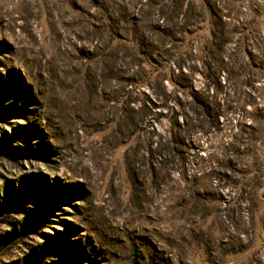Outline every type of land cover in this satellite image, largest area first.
I'll return each instance as SVG.
<instances>
[{
    "label": "rangeland",
    "instance_id": "1",
    "mask_svg": "<svg viewBox=\"0 0 264 264\" xmlns=\"http://www.w3.org/2000/svg\"><path fill=\"white\" fill-rule=\"evenodd\" d=\"M7 73L34 101L0 116V190L28 177L0 234L73 193L0 264H264V0H0Z\"/></svg>",
    "mask_w": 264,
    "mask_h": 264
},
{
    "label": "trees",
    "instance_id": "2",
    "mask_svg": "<svg viewBox=\"0 0 264 264\" xmlns=\"http://www.w3.org/2000/svg\"><path fill=\"white\" fill-rule=\"evenodd\" d=\"M185 9L187 8V4H185ZM184 9V10H185ZM207 19H210L211 16H209L210 12H207ZM213 16V14H210ZM185 31V30H183ZM186 32V31H185ZM212 37L213 34L210 33ZM208 54H211L212 51L209 48L207 51ZM19 82L18 78L16 75H13L11 73H7L6 76L0 78V116L3 115L4 113H17L19 112L22 107L20 105L25 106L32 101H34L33 95L30 93H25L24 91L18 90V85L17 83ZM194 93V100L196 104H199L202 106V103L200 102V99H198L197 95ZM25 95V96H24ZM191 96V95H190ZM202 110L204 111V108L202 106ZM31 111V110H30ZM26 121V124H21L15 126H11L12 132H15L17 128H22L21 130L31 132L33 135H39L40 137H44L42 134V131L35 127L33 123L29 122L27 116L24 118ZM1 137H0V147L7 141V133L5 131L1 132ZM36 146L33 147L32 145L34 144H27L25 147L19 146V147H11L16 150H21V151H46L41 148V145L45 144V141L40 140L37 141ZM10 148V147H9ZM33 148V149H32ZM2 149H0V153H3ZM33 175V174H31ZM27 176H22L20 179H17L14 181L15 183L18 182V184H13V181H8L5 183V191L7 192V195L4 191L0 190V213L5 209L6 203L7 202H12V199L18 198L19 194L21 192V189L24 187V182L26 180ZM28 178V177H27ZM69 184H65L63 186H55L49 185V184H42L38 189L34 188L30 193H35L37 190L38 191H43V192H48L49 194L43 198H40L37 203H35V206L33 208H24V219L21 220H14L12 222H9V225L11 226V231H5L0 234V251L4 250L7 248L8 244L12 243L15 238H17L19 235L22 234L24 230L27 229L29 225H31V221L34 217L37 216V213L45 208H48L50 206H54L55 204L58 203H64L68 195L72 194L73 191ZM10 191V194H8ZM4 194V195H3ZM4 220L2 216H0V221ZM48 241V240H47ZM88 240L86 239L85 243L88 245ZM74 245L73 251H65L64 253H60L59 257L60 259H65L66 257H74V255H80L81 252H86V249H88V246L83 245L82 240H75L72 242ZM46 242L43 244L38 245V247L32 249L31 253L32 255L36 254H41L46 250ZM93 248V247H91ZM92 249L90 250V253L85 255L86 257V264H95L96 261V256L92 258ZM29 256H25L22 258V261L24 262L23 264H28L31 263L32 261L29 259ZM138 258V254H134V259L132 260L133 264H138L136 259ZM19 261H15L12 264H19ZM48 262H46L47 264ZM56 263L55 260H52L50 264Z\"/></svg>",
    "mask_w": 264,
    "mask_h": 264
}]
</instances>
